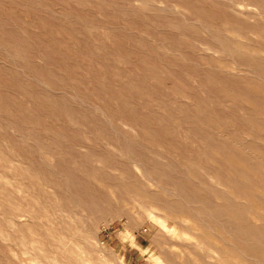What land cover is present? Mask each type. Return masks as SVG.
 Returning <instances> with one entry per match:
<instances>
[{
  "label": "rangeland",
  "instance_id": "obj_1",
  "mask_svg": "<svg viewBox=\"0 0 264 264\" xmlns=\"http://www.w3.org/2000/svg\"><path fill=\"white\" fill-rule=\"evenodd\" d=\"M263 1L0 0V264H264Z\"/></svg>",
  "mask_w": 264,
  "mask_h": 264
},
{
  "label": "bare ground",
  "instance_id": "obj_2",
  "mask_svg": "<svg viewBox=\"0 0 264 264\" xmlns=\"http://www.w3.org/2000/svg\"><path fill=\"white\" fill-rule=\"evenodd\" d=\"M222 1V4L225 6V7H228V9L227 10H231V12H233V13H235V14H233V16L234 15H238V17H239V15L240 16H243V17H249L251 14H253V13H257V12H261V10H262V6H261V1L259 2V0L258 1H256V0H221ZM220 2V1H219ZM264 2V1H263ZM217 4V3H216ZM262 5H263V3H262ZM169 6V5H168ZM258 13V14H259ZM231 15V14H230ZM261 15V14H260ZM263 17V16H262ZM230 18H232V17H230ZM241 19V18H240ZM232 21V20H231ZM236 21H238V20H236ZM239 22V21H238ZM240 23V22H239ZM242 23V22H241ZM240 23V24H241ZM202 30H204V29H202ZM244 30V29H243ZM249 30V29H248ZM246 31V30H245ZM250 35V34H249ZM206 40V39H205ZM224 40V39H223ZM207 41V40H206ZM215 42V41H214ZM210 43V42H209ZM200 44V43H199ZM204 44V43H203ZM220 45V44H219ZM198 46H200V45H198ZM223 49H226V47H224ZM204 50V49H203ZM205 51V50H204ZM223 51V50H222ZM122 123V122H121ZM131 130V129H130ZM136 163H138V162H136ZM145 164V163H144ZM137 165V164H136ZM141 165H143V163L141 164ZM147 165V164H146ZM157 165V164H156ZM186 166V165H185ZM140 168V167H139ZM148 169V168H147ZM150 169V168H149ZM145 172V171H144ZM219 174H220V172H219ZM148 176V175H147ZM173 177V176H172ZM202 177V176H201ZM156 179V178H155ZM154 179V180H155ZM180 179V178H179ZM191 179V178H190ZM150 180V179H149ZM166 180H168V179H166ZM134 181V180H133ZM151 181H153V180H151ZM159 181V180H158ZM137 183V182H136ZM140 183H141V181H140ZM156 184V183H155ZM162 184V183H161ZM169 186V185H168ZM140 187V186H139ZM161 187V186H160ZM166 187V186H165ZM174 187V186H173ZM177 187V186H176ZM136 188V187H135ZM172 188V187H171ZM170 189V188H169ZM172 190V189H171ZM182 193V192H181ZM84 195V194H83ZM89 197H88V199H87V201H86V203H87V205H86V207L88 208V209H97L98 210V212H103V213H105V212H107V211H109L108 209L106 210V209H102V202H101V199L100 198H97V197H95V195H93V193H90L89 195H88ZM81 198V197H80ZM177 199V198H176ZM78 200V199H77ZM179 201V200H178ZM143 203V202H142ZM190 203V202H189ZM115 206V205H114ZM79 207V206H78ZM113 207V206H112ZM118 207V206H117ZM172 208V207H171ZM170 209V208H169ZM175 210V209H174ZM188 210V209H187ZM197 210V209H196ZM119 211V210H118ZM210 211V210H209ZM139 212V211H138ZM171 212H172V210H171ZM176 212V211H175ZM200 212V211H199ZM113 214L112 215H114V212H112ZM194 213V212H193ZM24 214H25V212H24ZM94 214H95V212H94ZM127 214V216H128V218L130 219V221H133V216H131L130 215V213H126ZM196 214V213H195ZM101 215V214H100ZM137 215V214H136ZM201 215H202V212H201ZM207 215V214H206ZM16 216H17V214H16ZM115 216V215H114ZM199 216V215H198ZM203 216H205V215H203ZM96 217V216H95ZM202 218V217H201ZM140 219V218H139ZM169 219V218H168ZM222 220V219H221ZM148 221L150 222V223H152V224H154V226H158V225H161V226H163V227H166V232H167V223L163 220V219H161V217L159 216V215H157L152 209H149V215H148ZM135 224V223H134ZM164 229V228H163ZM174 229V228H173ZM157 230V229H156ZM188 230V229H187ZM54 231V230H53ZM214 232H215V230H214ZM224 239V238H223ZM60 243V244H59ZM58 243V249L62 252V248L63 247H65L66 245H67V242L65 241H62V242H59ZM39 251V250H38ZM40 252V251H39ZM76 252H77V250H76ZM56 258H58V257H56ZM47 259V258H46ZM55 259V258H54ZM50 261V260H49ZM56 261V260H55ZM61 261V260H60ZM65 263V262H64ZM47 264H53V262H47ZM174 264V263H173Z\"/></svg>",
  "mask_w": 264,
  "mask_h": 264
}]
</instances>
